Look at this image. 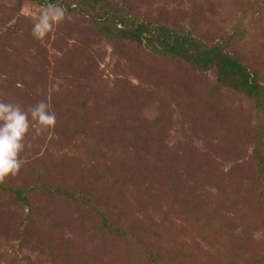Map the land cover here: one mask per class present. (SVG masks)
I'll list each match as a JSON object with an SVG mask.
<instances>
[{
  "label": "rangeland",
  "instance_id": "rangeland-1",
  "mask_svg": "<svg viewBox=\"0 0 264 264\" xmlns=\"http://www.w3.org/2000/svg\"><path fill=\"white\" fill-rule=\"evenodd\" d=\"M89 2L56 1L66 19L37 40L44 5L0 0V100L57 116L0 184V264H264V109L121 35L179 30L264 84V0Z\"/></svg>",
  "mask_w": 264,
  "mask_h": 264
},
{
  "label": "trees",
  "instance_id": "trees-1",
  "mask_svg": "<svg viewBox=\"0 0 264 264\" xmlns=\"http://www.w3.org/2000/svg\"><path fill=\"white\" fill-rule=\"evenodd\" d=\"M24 0H18V2ZM39 5L55 3L58 0H27ZM100 0H90L89 4L94 8ZM79 11V8L77 9ZM105 17L110 15L116 22L127 24V20L122 11H114L106 7ZM96 22L105 19L94 18ZM108 22V20H107ZM130 29H124L121 35L126 40L134 41L144 45L154 54L165 57L181 59L192 66H198L204 70L213 68L217 73V80L222 85H230L233 88L244 91L249 97L256 100L258 107L264 109V84L258 81V73L249 70L238 57L224 52L217 45H206L197 39L191 38L189 34H184L179 30L156 26L151 24H138ZM191 36V37H190ZM263 159L260 158L261 165ZM15 197L21 204L29 206V201L25 196V191L20 188H11ZM102 217V216H101ZM102 229L110 231L112 235L119 236L118 228L102 219Z\"/></svg>",
  "mask_w": 264,
  "mask_h": 264
},
{
  "label": "clouds",
  "instance_id": "clouds-1",
  "mask_svg": "<svg viewBox=\"0 0 264 264\" xmlns=\"http://www.w3.org/2000/svg\"><path fill=\"white\" fill-rule=\"evenodd\" d=\"M66 9L56 3H46L32 26V35L37 40H43L54 28L66 19ZM51 88L59 92L58 83ZM43 94V89H37ZM46 100H40L27 107L11 101L0 100V184L10 177L17 176L24 166L23 153L32 148L27 138L30 133L33 139L42 136L57 124V116L50 110Z\"/></svg>",
  "mask_w": 264,
  "mask_h": 264
}]
</instances>
